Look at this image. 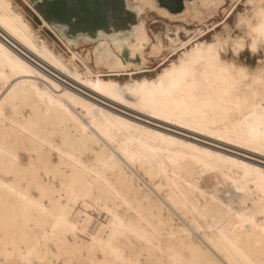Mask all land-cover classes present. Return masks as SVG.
Here are the masks:
<instances>
[{"label":"snow or ice","instance_id":"snow-or-ice-1","mask_svg":"<svg viewBox=\"0 0 264 264\" xmlns=\"http://www.w3.org/2000/svg\"><path fill=\"white\" fill-rule=\"evenodd\" d=\"M48 10L78 51L96 44L95 61L91 52L61 61L39 49L13 0H0V39L14 37L134 115L97 109L0 43V264H264V0H198L183 11L165 0H53ZM164 126L252 160L186 143ZM17 129L28 141L13 147ZM161 153L187 165L180 200L156 183L169 177L156 167ZM117 169L156 206L145 210L131 188L119 190L109 176ZM125 209L135 219H122ZM89 211L105 222L93 227Z\"/></svg>","mask_w":264,"mask_h":264},{"label":"bare ground","instance_id":"bare-ground-1","mask_svg":"<svg viewBox=\"0 0 264 264\" xmlns=\"http://www.w3.org/2000/svg\"><path fill=\"white\" fill-rule=\"evenodd\" d=\"M188 1L190 5H194L198 3V0H188ZM52 3H53V0H34L33 5H36L37 7H33V9L39 14V18L43 26H46V27L53 26L56 32L60 33L65 38V41L69 43L70 41L73 40L72 35H69L67 33L57 30L60 21L58 18L55 17L53 13H51L48 10V5ZM115 3L117 4L125 3L129 7H132L135 5V4L132 5L130 3V0H115ZM165 3H168L170 4L171 7H174L177 5V0H165ZM13 4L15 8L16 5L14 1H13ZM46 14H47V18H46ZM25 23L28 24V26L31 28L32 35L34 37V43H36L39 49L46 50L48 54L56 57L57 59L61 61L67 58V57H64L61 53H58L57 51H55V49L53 48L55 46L50 45L45 39L40 38L39 31L35 30L27 19L25 20ZM40 29L41 28H39V30ZM0 43L4 44V46L7 47L9 51L13 52L14 55H20L21 57L27 55L35 64L44 65L45 68L48 67V69L51 70L52 72L50 73L48 72L47 69L45 70L48 73L49 78H52V76L55 75L56 82L60 83L61 87L64 88L65 91L72 92L74 95L80 96L83 101H85L88 104L95 105L97 109H102L104 112H108L112 115H121L123 113L125 119H127L129 115H132V113H129L128 110L122 108V106H120L118 102L111 101L110 99L104 97L102 94L96 93L94 90L88 89L86 85H81L79 84V82L74 81L71 77L67 76V74L61 73L58 69L52 68L46 60H44L42 57H38L35 53H33L30 49H27L25 46H23L14 37H11L9 40L0 39ZM99 55H100V52L97 51V47L95 44V47L93 49L94 61L96 57ZM74 69H75V65H73V70ZM80 112H81L80 109H74V114L79 116ZM56 115H57V110H53L52 118L54 119ZM97 119H100L99 113H97ZM72 126L74 127V125ZM144 126L145 127L148 126L147 122H145ZM152 127H153V130H156V131L161 130L160 127L158 126V122L153 121ZM166 127H168V129ZM172 129L176 130L177 132L173 131ZM163 131H164V134L175 135L177 139H183L186 143L196 144L200 147H209L210 150H213V151H217V150L222 151L224 155H231L234 159H243L245 162H251L252 160V157L250 156V154H248L244 150L233 148L229 152L226 150L228 146H226L223 142L215 141L212 138L204 137L202 134H199V133H192V132H189L188 130H182V129L177 128L176 126H164ZM187 133L191 134L192 136L189 137L190 135L188 136ZM11 136H12V141H10V146H13V147L16 146L14 141L17 138L22 139L24 141H28L27 135L25 133L20 132V130L18 129L12 131ZM20 147H31V144L24 143L20 145ZM101 147H103V145H101ZM86 159H90V157ZM105 159L106 157H102V162ZM255 163L257 166H259L260 159L258 156L255 157ZM161 165L167 168L169 177L167 179H164L163 181L157 180L156 183L165 188V194L172 195L175 199L180 200L182 195L188 191V189L183 183L186 177V172L184 171V169L187 167V165L185 164L173 165L172 163L169 162L167 153L159 154L156 167H160ZM99 166L102 167L103 163ZM173 172L175 173V175H172ZM109 176L114 182H116L119 185V190H122L124 193H128L129 189L131 188L132 193H131L130 199L138 197L141 201H143L142 207L145 210H147L150 207L156 206L155 197L153 193L150 190L146 189L144 185L138 179L134 181L133 174L131 172H128L125 177V176H122L119 169H117L115 172L109 173ZM33 194L36 195V193H33ZM125 213H127L126 209L124 210V212L121 213L122 219H125L126 221L128 219H135L134 214L128 213L127 215H125ZM97 214L98 215L96 216H99V214H101L102 218L99 219L97 217L98 219H96L92 224L93 227H95L96 221H99L100 223L105 222L103 219V214L100 212H97ZM88 216L91 217L89 214ZM165 216H167V212H165ZM73 219L75 220L76 217L73 216ZM81 223L83 222L81 221ZM172 227H175L178 229L179 227H182V225H180L179 222H177Z\"/></svg>","mask_w":264,"mask_h":264},{"label":"rangeland","instance_id":"rangeland-1","mask_svg":"<svg viewBox=\"0 0 264 264\" xmlns=\"http://www.w3.org/2000/svg\"><path fill=\"white\" fill-rule=\"evenodd\" d=\"M13 1H14L16 6H19V7H21L23 9V12L25 13L26 19L29 21L31 26L35 30L39 31L40 38L45 39L50 45L55 46V47H53L55 49V51H57L58 53H61L64 57H67L68 53L71 51V53L76 54L77 56L82 57V58H86L87 54L89 52H91L92 59L94 61L93 49L95 47V43H92V44H83V43H81L80 44V48L82 49V51H78L77 50V44L76 43H71V44L67 43L65 41V38L60 33H57L53 26H48V27L43 26V24H42V22H41V20L39 18V14L33 8L31 9V11H29L28 9H24L23 8L22 2L23 3H31L33 5L34 4V0H26V1L22 0V2H21V0H13ZM135 2H136V0H130V3L132 5H134ZM185 4H189L190 5L188 0H177V5L172 7V8H175V9H177L179 11H183ZM38 27L41 28V29L39 30ZM43 67H44L45 70L47 69L48 72L52 73L51 70L48 69V67L45 68L44 65H43ZM132 115H134V114H132ZM166 128L168 129V127H166ZM169 129H171V128H169ZM172 130L176 131L174 129H172ZM187 135L188 136L190 135L189 137L192 136L191 134H188V133H187ZM88 214L92 217L93 222L96 219H98V218L99 219L102 218L101 214H99V216H96V215H98L97 212L95 214H93V212L89 211Z\"/></svg>","mask_w":264,"mask_h":264}]
</instances>
